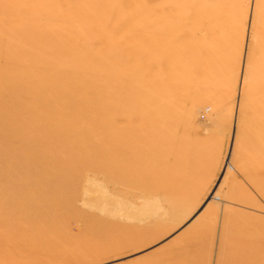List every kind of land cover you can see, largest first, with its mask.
Masks as SVG:
<instances>
[{
    "label": "rangeland",
    "instance_id": "rangeland-1",
    "mask_svg": "<svg viewBox=\"0 0 264 264\" xmlns=\"http://www.w3.org/2000/svg\"><path fill=\"white\" fill-rule=\"evenodd\" d=\"M0 264H264V0H0Z\"/></svg>",
    "mask_w": 264,
    "mask_h": 264
},
{
    "label": "bare ground",
    "instance_id": "bare-ground-1",
    "mask_svg": "<svg viewBox=\"0 0 264 264\" xmlns=\"http://www.w3.org/2000/svg\"><path fill=\"white\" fill-rule=\"evenodd\" d=\"M216 197V196H215ZM216 198H219V197H216Z\"/></svg>",
    "mask_w": 264,
    "mask_h": 264
}]
</instances>
